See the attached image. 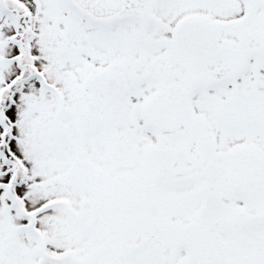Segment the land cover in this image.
I'll return each instance as SVG.
<instances>
[{"label": "snow or ice", "instance_id": "obj_1", "mask_svg": "<svg viewBox=\"0 0 264 264\" xmlns=\"http://www.w3.org/2000/svg\"><path fill=\"white\" fill-rule=\"evenodd\" d=\"M0 264H264V0H0Z\"/></svg>", "mask_w": 264, "mask_h": 264}]
</instances>
